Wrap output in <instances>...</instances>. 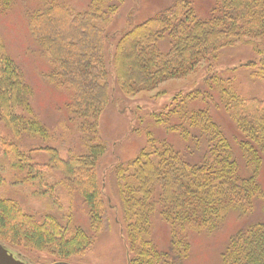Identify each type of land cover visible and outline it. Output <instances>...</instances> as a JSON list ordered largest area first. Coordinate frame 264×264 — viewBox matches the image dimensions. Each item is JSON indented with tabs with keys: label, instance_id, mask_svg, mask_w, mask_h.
I'll return each instance as SVG.
<instances>
[{
	"label": "trees",
	"instance_id": "1",
	"mask_svg": "<svg viewBox=\"0 0 264 264\" xmlns=\"http://www.w3.org/2000/svg\"><path fill=\"white\" fill-rule=\"evenodd\" d=\"M16 1L0 0V14ZM193 1L174 0L120 32L110 31V26L123 0H87L80 10L72 0L25 5L30 38L49 64L48 80L67 94L62 131L37 115L33 89L0 36V175L32 184L42 195L49 191L53 205L64 191L68 209L73 199L84 204L88 224L76 226L69 213L65 222L51 213L36 216L13 198L0 197V244L8 252L33 259L29 250L51 248L57 255L53 264H67L68 257L84 252L105 218L97 164L107 146L98 134V119L112 92L132 97L203 66L205 88L186 93L163 115L171 129L196 146L194 160L169 143H151L110 170L128 264H182L191 234L214 231L232 209L250 211L256 196L263 198L264 211L257 179L264 155L263 100L241 95L231 77L212 67L226 47L242 45L264 53V0H215L205 18L196 14ZM260 63L251 74L264 79V57ZM213 93L238 130L249 172L245 178L239 176L228 137L212 119L208 101L215 99ZM38 152L48 154L47 164L33 161ZM50 172L61 174L62 180L48 184ZM154 216L168 227L166 250H158L148 237ZM221 263L264 264V220L236 231Z\"/></svg>",
	"mask_w": 264,
	"mask_h": 264
},
{
	"label": "rangeland",
	"instance_id": "2",
	"mask_svg": "<svg viewBox=\"0 0 264 264\" xmlns=\"http://www.w3.org/2000/svg\"><path fill=\"white\" fill-rule=\"evenodd\" d=\"M173 1L123 0L113 17L110 31L120 32L133 24L153 17L170 6ZM72 2L74 8L80 10L87 0H72ZM214 3L215 0H194L192 7L200 18H205ZM33 4L34 0H17L9 12L0 14V36L9 54L21 69L24 79L33 89L32 103L37 115L44 124L59 128L58 131H60L59 122L66 116L62 106L66 103L67 94L55 88L48 80L49 64L30 38L24 8L25 5H30L32 8ZM263 57L264 53L252 51L246 46L235 45L221 49L217 60L212 62V67L225 76L231 77L234 88L241 95L262 99L264 109V79L251 74L252 71H257L254 67H259ZM247 61H253L255 66H242ZM234 68L237 69L233 70ZM205 74L206 68L203 66L185 77L163 81L157 88L140 92L132 97L123 96L116 90L112 92L111 102L104 106L98 119V134L107 146V152L97 164L98 183H100V190L104 193L101 194L104 198L105 218L102 226L93 236L92 243L84 252L68 257L67 264H128L129 252L117 206V188L113 180L110 181V170L115 165L127 163L142 148L149 147L151 143H169L178 151L185 153L188 159L194 160L193 153L196 146L184 141L177 130L171 129L163 115L172 103L174 106L180 104L186 93L199 88L204 89ZM214 97V100L208 101L212 119L228 137L239 176L245 178L249 172L240 148L238 130L219 104L215 94ZM174 119L173 117L170 120ZM61 158H66L65 152H61ZM47 160L48 154L45 152L33 153L34 162L42 165L47 164ZM1 162L2 159L0 164ZM257 179L264 194V155H262ZM59 180H62L61 174L50 172L48 184ZM60 191L57 187L55 192L58 194ZM48 193L49 191L42 195L41 190L36 192L32 184L15 183L5 175V172L0 175V197L13 198L25 212L36 216L41 213H51L61 218L63 222L69 213L72 216V223L76 226L85 228L88 226L84 204L79 201L76 203L73 199L72 207L68 209L66 201L62 199L65 192L61 191L60 195L56 196V198L59 197L58 204L53 205L48 199ZM263 220V198L256 196L250 211L241 212L232 209L214 231L191 234L189 255L182 264H222L221 253L230 237L239 229ZM149 233V239L158 250L168 248V227L158 216L152 218ZM29 251L33 259L13 250L11 253L27 264H36L34 259L40 262L38 264H49L57 257L51 248Z\"/></svg>",
	"mask_w": 264,
	"mask_h": 264
},
{
	"label": "water",
	"instance_id": "3",
	"mask_svg": "<svg viewBox=\"0 0 264 264\" xmlns=\"http://www.w3.org/2000/svg\"><path fill=\"white\" fill-rule=\"evenodd\" d=\"M0 264H26L23 261L15 258L7 249L0 244Z\"/></svg>",
	"mask_w": 264,
	"mask_h": 264
}]
</instances>
